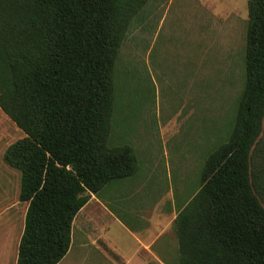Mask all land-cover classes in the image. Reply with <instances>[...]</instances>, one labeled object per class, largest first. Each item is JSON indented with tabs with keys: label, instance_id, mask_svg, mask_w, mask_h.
I'll list each match as a JSON object with an SVG mask.
<instances>
[{
	"label": "trees",
	"instance_id": "obj_1",
	"mask_svg": "<svg viewBox=\"0 0 264 264\" xmlns=\"http://www.w3.org/2000/svg\"><path fill=\"white\" fill-rule=\"evenodd\" d=\"M147 1L0 0V109L24 134L3 154L26 203L14 264H57L91 194L138 172L108 138L118 52ZM246 8L234 122L176 212L177 264H264V0Z\"/></svg>",
	"mask_w": 264,
	"mask_h": 264
},
{
	"label": "rangeland",
	"instance_id": "obj_2",
	"mask_svg": "<svg viewBox=\"0 0 264 264\" xmlns=\"http://www.w3.org/2000/svg\"><path fill=\"white\" fill-rule=\"evenodd\" d=\"M246 2L148 0L119 49L108 142L130 145L139 170L98 197L132 211L138 224L162 223L160 242L176 239L169 210L195 193L204 159L232 128L244 81ZM23 136L0 109V257L15 250L22 230L20 173L3 154ZM170 255L165 262L177 264Z\"/></svg>",
	"mask_w": 264,
	"mask_h": 264
},
{
	"label": "crops",
	"instance_id": "obj_3",
	"mask_svg": "<svg viewBox=\"0 0 264 264\" xmlns=\"http://www.w3.org/2000/svg\"><path fill=\"white\" fill-rule=\"evenodd\" d=\"M98 193L75 215L69 249L57 264H167L172 251L178 256L173 234L160 242L166 231L162 223L138 224L132 211L103 202ZM169 211L167 224L176 216ZM18 240L13 252L0 257L1 264H14Z\"/></svg>",
	"mask_w": 264,
	"mask_h": 264
}]
</instances>
